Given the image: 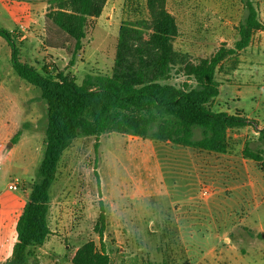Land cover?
I'll return each instance as SVG.
<instances>
[{
	"label": "rangeland",
	"instance_id": "rangeland-1",
	"mask_svg": "<svg viewBox=\"0 0 264 264\" xmlns=\"http://www.w3.org/2000/svg\"><path fill=\"white\" fill-rule=\"evenodd\" d=\"M252 1L264 24V0ZM166 2L177 29L173 48L189 61L209 60L221 48H234L239 24L246 14L241 0ZM30 3L42 8L46 31V14L51 5L47 0ZM1 7L0 2V11ZM147 18L146 0H108L101 16L89 19L83 49L73 65L65 50L53 52L54 58L47 64L52 67L51 75L55 76L56 68L71 72L78 84L88 74L111 76L121 25ZM13 27L14 22L0 13V28ZM7 54V48L0 47V74L7 65ZM215 79L220 93L212 102L214 112L239 113L251 118L253 124L258 120L260 126L264 125L263 29L253 31L246 49L224 58ZM170 84L198 89L195 81L181 75L173 77ZM10 85L8 80L1 92L14 91ZM31 88L34 93L29 96L34 95L36 101L33 130L17 150L11 142L14 135L0 141V262L11 255L16 222L36 180L45 146L46 107L39 98L40 90ZM10 109L7 102L0 113L4 123L10 121ZM233 131L229 132L230 148L238 156L245 145L242 139L240 143L236 141ZM253 132L248 136L255 135ZM245 144L252 151L264 152V142L258 138H250ZM182 149L119 133L72 142L63 153L51 189L50 235L43 245L31 249L30 261L264 264V171L257 163L256 167H247L252 180H258V195L253 194L251 186L241 187L247 181L242 175L232 178L227 174L222 184L215 180L201 182L196 176L199 171L189 175L180 171V159L175 157ZM196 154L200 158L196 160L201 161L207 155L197 150ZM16 184V190L9 188ZM204 186L209 188L208 194L202 192ZM101 203L107 217L102 238L94 230ZM187 242L194 247L186 248Z\"/></svg>",
	"mask_w": 264,
	"mask_h": 264
},
{
	"label": "trees",
	"instance_id": "trees-1",
	"mask_svg": "<svg viewBox=\"0 0 264 264\" xmlns=\"http://www.w3.org/2000/svg\"><path fill=\"white\" fill-rule=\"evenodd\" d=\"M241 1L246 14L234 48H221L209 60L193 63L173 48L177 29L166 0H146L148 18L120 27L112 75L88 74L82 84L71 72L56 68L54 76L50 65L38 70L22 62L15 34L0 28V37L11 48L14 71L40 90L47 105L45 146L36 180L17 219L11 255L0 264H33L31 249L43 245L50 235V194L60 160L77 139L98 140L119 133L200 151L229 152V131L252 125V121L239 113L213 111L212 102L220 93L216 70L227 55L249 46L254 30H264L253 1ZM107 2L47 0L51 7L46 14V46L65 50L73 65L83 49L89 19L100 17ZM178 75L195 81L198 89L171 85ZM20 136L17 133L12 144ZM259 139L264 142V128ZM242 154L264 171V152L252 151L246 144ZM95 174L99 178L97 171ZM106 218L101 203L94 229L101 238L107 228Z\"/></svg>",
	"mask_w": 264,
	"mask_h": 264
},
{
	"label": "crops",
	"instance_id": "crops-1",
	"mask_svg": "<svg viewBox=\"0 0 264 264\" xmlns=\"http://www.w3.org/2000/svg\"><path fill=\"white\" fill-rule=\"evenodd\" d=\"M30 1L32 0H1L0 2L2 3L3 8L1 7L0 13H4L10 20L14 22V27L8 29V31L15 34L16 43L20 50L19 56L21 61L37 68L38 70H41L43 67L47 66L50 60H53V52L56 50L50 49L46 46V31L43 28L45 19L41 12L42 8L33 6V3H30ZM21 24L24 25L23 29L20 28ZM0 47L4 49L7 48L8 50L6 59L7 65L4 66V71H2L0 74V113L2 110L6 109L7 102L11 105L10 113L8 114V119H10L9 123H4L2 118H0V141L5 136H15L20 132L21 136L18 142L14 145L15 149L17 150L23 147V144L26 140L25 136H27L29 134V130H33L35 126L34 108L36 101L34 95L29 96L30 92L33 91L31 88L33 85L20 78L14 71L11 63V48L6 40L2 37H0ZM17 76L20 79L17 78ZM21 79L27 83L23 82ZM8 80L14 87V91H6L3 94L1 90L4 89V86ZM39 98L45 104L47 114V105L45 101L42 100L41 93ZM227 113L231 115L236 114L230 113V111ZM246 118L252 120L251 118ZM259 124L260 123L258 120H255L254 124L252 123V125L233 129L234 138L236 141H238V143H240L239 141L242 139V143H244V145H246L245 143L249 142L250 138L259 139V133L264 128V125L260 126ZM253 126L256 129L254 132ZM251 129L255 135L248 136L249 133H252L250 132ZM243 149V146L240 147L238 156L233 154L231 148L229 152L225 154L197 150V152L200 151L203 154H207L204 155L206 157L202 158L201 161L196 160V157L200 159L196 154V149L184 147L181 153L177 154L175 158L180 159V164L178 167L180 171L186 172L187 175L190 173L194 174L196 171H199L200 173L196 176L201 182L206 180H215L217 183H220L224 177L228 176L227 174L232 175V178H238L240 175H242L247 181L245 184L241 185V187L251 186L253 194L258 195L261 191L258 180L255 178V181H253L252 177L250 176L251 174L249 175L250 172H248L249 170L247 169L248 166L256 167L257 165L256 162L248 158H244L242 154ZM244 178L243 180L245 181ZM236 187L238 188L239 185ZM189 247H194L192 242L186 243V248ZM216 247H214L213 250ZM239 258H241L243 262L246 260L243 259L242 256Z\"/></svg>",
	"mask_w": 264,
	"mask_h": 264
},
{
	"label": "built area",
	"instance_id": "built-area-1",
	"mask_svg": "<svg viewBox=\"0 0 264 264\" xmlns=\"http://www.w3.org/2000/svg\"><path fill=\"white\" fill-rule=\"evenodd\" d=\"M20 28L23 29V28H24V25L21 24V25H20ZM17 185H18V184H16V185H11L9 188L12 189V190H16V189H17ZM202 192H203L204 194H208V192H209V188H207L206 186H204L203 189H202Z\"/></svg>",
	"mask_w": 264,
	"mask_h": 264
}]
</instances>
